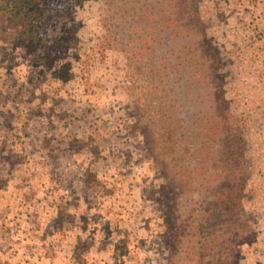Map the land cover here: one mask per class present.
<instances>
[{"label":"rangeland","instance_id":"1","mask_svg":"<svg viewBox=\"0 0 264 264\" xmlns=\"http://www.w3.org/2000/svg\"><path fill=\"white\" fill-rule=\"evenodd\" d=\"M167 4L41 0L36 42L4 30L0 13V264H264V0H197L206 37L191 33L192 61L163 24ZM222 113L226 129L200 130ZM168 126L193 163L243 137L237 219L213 180L162 161ZM172 182L186 185L165 200ZM173 200L178 221L194 222L171 256ZM205 208L217 216L200 223Z\"/></svg>","mask_w":264,"mask_h":264},{"label":"trees","instance_id":"2","mask_svg":"<svg viewBox=\"0 0 264 264\" xmlns=\"http://www.w3.org/2000/svg\"><path fill=\"white\" fill-rule=\"evenodd\" d=\"M196 1L197 0H167V6L162 7V18L164 19V21L162 19L163 24L166 22V29H168L169 32H174L177 35H180V38H182L179 42L180 47H177V49L182 55L181 58L187 61H192L196 58L195 55L189 56L195 46V41H192L189 38L191 33L200 32L202 39L206 37L205 31L201 27L202 25H200L202 22L199 18L198 8H196ZM0 13L3 16L2 28L4 30L14 32L30 42L38 41V30L45 15L41 0H0ZM197 57L199 58L198 61L201 65V69L206 70L208 68L207 51L201 49ZM175 60H177V56L175 57ZM218 98L220 107L223 108V110H227L228 104L225 103V100L221 95H219ZM228 120L229 119L223 113L217 115V117L211 116L204 126L201 125L200 130L204 131L213 129L214 132H222L223 129L227 128ZM165 132L167 134L172 133V135L166 136L169 138L162 145V161L170 163L174 168L179 167L180 163H187V168L184 171V174L187 175V181L191 174L192 176L197 177L199 175L204 176L207 181L213 180L214 186L216 187V198L221 200L224 206L229 207V219H237L242 214V212H240V207L241 202L245 197L244 185L248 177L249 166L243 159L244 151L240 147L243 137L239 135L237 137L231 136V141L229 140V143L226 142V145L223 148L214 149L215 151L213 155L210 152L211 150H201L198 160L193 163L188 157H186L192 151L190 147L183 146L184 140L182 137H179L175 131L173 133V130L169 126L165 127ZM219 136L223 135L220 134ZM203 138L209 139V136L205 134V137ZM201 142L206 143L207 141L201 139ZM192 149V154L194 155L195 149L194 147ZM186 153L187 155L184 156ZM205 162L206 165L203 164ZM210 162L216 163L213 166H208L207 164ZM194 165L205 167L204 172H201L200 169ZM172 183L176 187L173 186L172 188L166 184L162 185V196L165 200L168 199L170 194L177 192V189H179L180 186L183 187L186 185V183L183 185H180V183L177 182ZM191 210H193V208ZM203 210L204 211L201 212L204 215H207L205 217L202 216L199 219L200 223H202V220L209 222L216 218L217 215H214L213 210L210 213L207 208ZM177 211V201L173 200L171 203H169V201L166 203V223L170 224L169 242H172L170 243L171 256L176 254V251H172V249L175 241L180 239V226L183 225V227H186L185 229H187L188 224L190 227L192 226V222H194V219L190 214H187L190 220L184 218L178 221L180 215ZM177 222L180 223L177 224ZM243 236L242 233H234L229 237L230 246L228 247V245H226L225 248H229V253H231V255L234 254L236 244L240 242L239 240ZM191 254V256L196 257L198 255L201 256L202 253L199 254L198 252L192 251Z\"/></svg>","mask_w":264,"mask_h":264}]
</instances>
